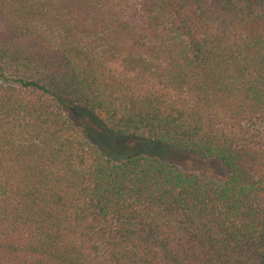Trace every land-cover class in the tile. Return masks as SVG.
I'll return each mask as SVG.
<instances>
[{"label":"trees","instance_id":"trees-1","mask_svg":"<svg viewBox=\"0 0 264 264\" xmlns=\"http://www.w3.org/2000/svg\"><path fill=\"white\" fill-rule=\"evenodd\" d=\"M0 264H264V0H0Z\"/></svg>","mask_w":264,"mask_h":264},{"label":"rangeland","instance_id":"rangeland-1","mask_svg":"<svg viewBox=\"0 0 264 264\" xmlns=\"http://www.w3.org/2000/svg\"><path fill=\"white\" fill-rule=\"evenodd\" d=\"M145 150H147V148H145ZM168 159L172 162H175L177 165L183 168H186V169L198 172V173H203L208 176L219 174V170L213 167V165L207 166L192 158H187L183 156H170Z\"/></svg>","mask_w":264,"mask_h":264}]
</instances>
